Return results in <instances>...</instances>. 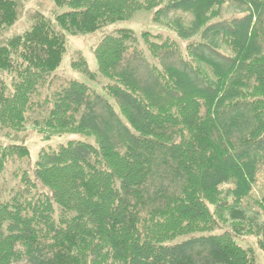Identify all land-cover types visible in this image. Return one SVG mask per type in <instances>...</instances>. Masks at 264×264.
I'll list each match as a JSON object with an SVG mask.
<instances>
[{
    "label": "trees",
    "instance_id": "obj_1",
    "mask_svg": "<svg viewBox=\"0 0 264 264\" xmlns=\"http://www.w3.org/2000/svg\"><path fill=\"white\" fill-rule=\"evenodd\" d=\"M52 2L68 10L53 20L36 13L0 44V129L27 123L32 96L61 64L63 31L91 33L139 10H154L155 21L181 11L191 20L171 27L190 41L179 65L152 66L145 80L126 60L137 41L131 29L99 40L96 70L72 61L102 80V94L71 79L45 99L37 132L78 138L37 153L19 178L29 196L0 199V264H258L235 237L252 234L241 201L264 165V0ZM227 2L245 14L212 22ZM16 18L15 1L0 0V30ZM140 38L152 57L177 54L175 40L146 31ZM221 46L231 55H219ZM14 156L29 150L0 146V171ZM165 177L168 186L151 188ZM224 212L229 231L202 234Z\"/></svg>",
    "mask_w": 264,
    "mask_h": 264
},
{
    "label": "rangeland",
    "instance_id": "obj_2",
    "mask_svg": "<svg viewBox=\"0 0 264 264\" xmlns=\"http://www.w3.org/2000/svg\"><path fill=\"white\" fill-rule=\"evenodd\" d=\"M17 6V18L15 22L0 30V44L5 43L8 39L21 34L29 28L32 16L36 13H41L50 19H54L56 14H60L68 10L66 6L57 7L52 0H13ZM218 16L212 22H225L233 17H239L245 14L243 8L238 5L227 2L223 4L218 10ZM154 10H139L136 11L131 17L119 20L114 23L104 25L97 30L86 34H71L63 31L65 38V52L62 57L60 66L52 73L46 86L40 87L38 93L32 96V107L27 113L28 121L22 130L15 131L9 129H0V146L8 145L11 143L25 145L29 150V156L19 158L14 156L9 158L5 163L4 169L0 171V199L8 200L14 196L20 199L29 196L30 194L24 189L20 183L19 178L21 172L25 169H30V165L35 160L37 153L42 149H55L60 143H65L70 138H78L76 135H60L53 136L45 140L33 125L34 120H40L47 112L48 105L45 99L53 92L60 89L66 82L71 79L79 80L87 84L88 87L93 89L96 93L101 92L102 80H89L81 72L72 68V61L78 60L80 57L87 61L90 70H96V62L93 55V49L99 40L108 33H114L117 29L125 28L131 29L136 36V43L130 47L126 54L128 64L134 67L135 72L141 79H148L150 76V68L160 66L165 63H174L179 65V59L186 54V48L189 40H183L175 30L171 27L172 21L175 18H180L185 24H188L192 16L190 13L176 11L170 13L166 18L161 21H155ZM149 32L153 35H158L161 39L170 38L177 41L178 51L177 54L169 55L164 52L158 54V57H152L146 50L140 34L142 32ZM192 41L200 40L199 36H195ZM219 55L223 57L231 55L228 48L222 47L219 50ZM1 76L2 73H0ZM5 77V76H4ZM112 102V101H111ZM79 138H84L80 136ZM86 139V138H85ZM88 140H92L89 138ZM162 184L163 187L169 185L167 177L162 180L155 179L151 188L154 189L157 185ZM232 187V184H223L221 189ZM264 165H260L256 172L255 181L252 185L250 194L241 201L247 217H252L253 222L252 234L237 236L236 241L243 247L252 250L255 260L258 264H264V251L259 248V240L264 241V234L262 227L264 225ZM229 200V198H228ZM213 210V207H210ZM224 220V221H223ZM230 224L228 212L223 213L222 218H216V229L211 232H204L202 234H218L223 231H229ZM255 225V226H254ZM257 225V226H256ZM198 235V234H197Z\"/></svg>",
    "mask_w": 264,
    "mask_h": 264
}]
</instances>
